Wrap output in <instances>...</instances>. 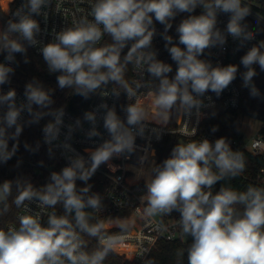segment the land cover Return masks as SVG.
<instances>
[{
  "label": "clouds",
  "instance_id": "9594fccd",
  "mask_svg": "<svg viewBox=\"0 0 264 264\" xmlns=\"http://www.w3.org/2000/svg\"><path fill=\"white\" fill-rule=\"evenodd\" d=\"M50 5L51 0H22L5 22L0 32V54L5 61L0 62V86L11 83L15 74L12 65L19 64L17 54L27 64L28 48L34 47L47 71L58 73L60 90L71 88L88 99L111 83L123 88L129 101L140 89L148 88L158 119L150 120L149 112L135 103L122 106L123 117L115 106L102 103L86 111L82 119L65 124V109L53 107L55 89L47 88L38 78L26 82L24 99L19 102L14 88L7 92L0 88V165L17 154L24 128L39 124L45 117H50L42 128L47 155L54 158L59 149L68 161L60 171H52L40 187L22 176L0 183V205L5 213L13 187L17 192L13 203L18 208L25 201L35 202L37 207L60 204L63 208L61 215L49 214L46 225L39 216L29 213L19 216L18 228L0 230V264H103L123 236L108 235L100 221L89 222L91 215L85 209L102 206V197L92 191L89 180L101 165L117 169L114 159H131L140 148L138 137L148 143L160 140L163 131L158 126L166 123L171 112L199 118L202 109L212 107L205 103L206 94L212 92L219 97L236 80L240 65L244 68L239 72L242 87L249 90L250 97L264 99L254 82L257 66L264 72V40L248 48L240 65H213L201 57L206 52L211 55L214 48L224 51L228 37L238 42V48L256 39L259 31L254 32L246 23L251 10L242 0H95L89 13L91 20L85 16L43 43L39 39L43 30L36 17L45 15L44 9ZM197 8L201 9L198 15L194 14ZM221 13L229 16L223 30L217 26ZM181 14L187 15L176 25L174 38L169 30ZM156 23L163 25L160 35L176 65L174 75H169L172 64L158 59L153 47ZM105 34L111 43L97 47ZM129 64L146 72L151 84L134 82V87L129 86L124 79ZM120 94L112 92L117 98ZM100 120L106 139L98 128ZM85 122L89 125L86 139L100 138L94 148L85 149L87 157L71 143L75 133L84 132ZM217 130V126L211 129L213 133ZM23 147L36 153L41 142L33 146L25 141ZM152 152L155 155L154 149ZM21 163L17 160L16 167ZM140 164L145 161L141 159ZM244 168L243 154L233 150L226 137L180 141L163 161L146 171L139 169L138 174L144 178V192L139 197L146 205L143 216L179 213L182 232L191 237L188 264H264V187L249 185L245 191H236L221 186L215 194L211 191ZM77 181L84 186L78 187ZM115 225L121 231L128 229L126 222L117 220ZM80 233L97 239L96 250H83Z\"/></svg>",
  "mask_w": 264,
  "mask_h": 264
},
{
  "label": "built area",
  "instance_id": "2783aa9c",
  "mask_svg": "<svg viewBox=\"0 0 264 264\" xmlns=\"http://www.w3.org/2000/svg\"><path fill=\"white\" fill-rule=\"evenodd\" d=\"M21 2L22 0L16 1L10 14L17 9ZM94 3L95 0H51L50 7L44 9L45 15L36 17L43 30L39 39H41L43 43H48L53 39L55 32L65 27H72L81 18L87 16L88 19L91 20L92 17L89 13ZM242 4L248 6L251 10V15L246 18V23H248L250 29L254 32H257V30L259 31L256 35V39L249 42L245 47L238 48V42L228 37L224 51L214 48L211 50V55H208L206 52L205 55L201 57L202 59H209L213 65H240V59L248 48L258 41L264 40V0H242ZM200 12L201 9L197 8L194 14L198 15ZM228 19L229 16L227 14H219L217 26L223 30L226 27ZM155 26L157 35L153 39V47L158 52L157 58L172 64L173 72L169 75H174L176 65L171 60L165 48V41L160 35V33L163 32V25L156 23ZM175 28L176 25L169 30V34L177 38ZM104 37L105 35L97 47L102 43ZM181 47L183 46L181 45ZM31 48L37 54H40L37 48ZM1 62H5L4 59ZM12 66L14 68L16 67L15 64ZM243 71L244 68L240 65L239 72ZM239 72L236 80H234L219 97L212 92L206 94L204 98L205 103L211 104L212 107L202 109V115L199 118L195 115L189 118L176 111L171 112L166 123L158 126L162 128L163 131L160 140L157 141L152 139L151 143H148V141L138 137L136 143L140 148L131 159H114L112 163L118 166L117 169H110L107 165H101L94 174L99 181V185L93 188L92 191L99 193L102 197V206L94 210L95 215L97 219L104 220L103 225L108 235L123 236V240L115 246L113 251L120 255L126 264H148V260L160 240L179 241L187 248L191 243V237L182 232L178 212L173 211L171 214H160L150 218H145L143 216V209L146 205L140 202L139 197L144 192V178L138 175L136 168L141 165V159L145 162L151 160V165L160 162L159 150L166 137L177 135L179 136V142L183 140L184 143L200 142L205 138L210 141H215L222 136L218 130L214 133L211 131L212 127L207 119L214 111L222 109L227 111L229 116L235 120L237 134L232 136L226 133L224 136L230 141L232 149L238 150L241 153L246 152L254 156L264 157V136L260 134L264 122L251 114H245L239 111L242 100V80ZM134 82H143L150 85L151 78L148 77L146 72L138 70L132 65V80L129 86L134 87ZM256 86L258 87L257 84ZM0 88H2L3 92H7L10 88H14L17 92L18 102L24 99L23 92L15 86L5 84L0 86ZM113 91L120 92V96L117 98L112 95ZM123 91L124 89L122 88H102L97 97L90 103L88 111L96 109L97 106L102 103H107L109 107L115 106L117 113L123 117L124 112L122 111V106H126L128 103H135L144 107L149 112L150 120L158 119L154 101L148 88L140 89L137 92V96L129 101ZM261 94L264 96L263 92H261ZM208 97L211 99L209 100ZM65 113V124L74 122L77 118H83V115H77L67 109H65ZM102 114L101 110V115ZM25 118H27V114H25ZM102 123V120H100L98 128L102 132L103 138L106 139L108 137L102 127ZM258 123L260 127L256 128ZM65 130H62V140L64 138L63 131ZM88 130L89 125L85 122L84 132L75 133L71 141L76 151L85 157L88 155L85 149H92L100 142V138H94L93 140L86 139L84 133ZM153 149L155 150V155H153ZM56 154L61 165L59 168L51 167L46 170V182L52 171H60L68 163L61 150L58 149ZM151 165L147 164V167L144 168L145 171ZM262 172H264V169ZM259 181L264 185V178H261V175H259ZM212 190L213 188L211 191ZM140 209L142 211L138 214L137 212ZM128 211L131 212L126 215ZM29 213L39 216L41 223L46 225L49 214L56 213V211L53 207H37L35 202L30 203L25 201V204L20 207L16 214V220L8 224L7 230L9 228H18L19 216ZM117 220L128 224L127 231H121V229L115 225V221Z\"/></svg>",
  "mask_w": 264,
  "mask_h": 264
},
{
  "label": "trees",
  "instance_id": "16d2710c",
  "mask_svg": "<svg viewBox=\"0 0 264 264\" xmlns=\"http://www.w3.org/2000/svg\"><path fill=\"white\" fill-rule=\"evenodd\" d=\"M17 0H0V32L3 31L5 22L9 19V14L14 7ZM187 14L178 15L173 26L177 25L184 16ZM111 43V38L105 34L102 43L99 46ZM98 46V47H99ZM125 52L127 49L124 50ZM28 57L30 62L25 64L23 62V56L17 54L16 59L19 62L18 66L15 67V74L12 76L11 83L7 85H12L24 92V87L26 82L31 80L33 77L38 78L44 83L47 88L55 89L53 99L55 104L53 107H63L77 115H83L88 111L90 103L97 97L99 91L102 88H120L115 84H109L102 86L96 90V94L91 95L88 99L80 95H76L74 89L68 88L65 90H60L57 87L56 76L58 73L50 74L47 71V66L45 65L42 55L37 54L31 47L28 48ZM123 57V54H122ZM258 75L254 77V81L259 87V90L264 93V72L260 71L259 67L256 68ZM124 79L130 85L132 80V65L129 64L124 74ZM123 89V88H122ZM239 111L245 114H251L257 119L264 122V99L262 98H252L249 95V90L242 87V100ZM176 114V113H175ZM174 114V115H175ZM50 117H45L37 125L26 126L20 137V147L17 154L7 162V164L0 165V183L4 180H12L17 176H22L26 179H30L35 187L43 186L46 183V170L49 168H59L61 165L57 154L54 158H49L47 155V146L43 144V133L42 128L45 123L48 122ZM208 123L213 126L218 127V131L222 137L226 133L235 136L237 130L235 127V120L229 116L227 111L218 109L214 111L210 117L207 119ZM260 134L264 136V124L260 130ZM35 146L37 141L41 142V147L38 152L30 153L26 151L23 147L24 142ZM179 142V136L171 135L166 137L164 143L162 144L159 154L160 162L167 158L174 147ZM13 142H9V146ZM245 160L244 170L236 177L226 178L220 183L213 186V194L221 187H231L236 191H245L249 185L264 187L259 181V175L264 178V157L254 156L249 153H242ZM17 160H22L19 167H16ZM42 162V163H41ZM151 160L148 165H151ZM140 166L136 168L139 172ZM139 175V174H138ZM92 184V189L99 185L97 177L93 176L89 182ZM78 187H83L84 183L82 181H77ZM17 195L15 187H13L12 195L8 198L9 210L5 213L2 211V205H0V230L7 231V226L9 223L16 220V214L20 207H16L13 203L15 196ZM57 215L63 214L62 205L57 204L53 207ZM86 212L90 213L91 219L90 223H96L100 221L103 223L104 220L97 219L93 209H85ZM128 211L126 215L130 214ZM139 210L137 213L139 214ZM136 213V214H137ZM135 217V216H134ZM107 232V231H106ZM83 240L84 251L91 253L98 247V241L94 237H90L84 233H80ZM151 264H188L187 261V247H185L179 241H167L160 240L156 248L153 250L148 262ZM103 264H126L123 258L115 253L113 250L109 252Z\"/></svg>",
  "mask_w": 264,
  "mask_h": 264
},
{
  "label": "rangeland",
  "instance_id": "374dc122",
  "mask_svg": "<svg viewBox=\"0 0 264 264\" xmlns=\"http://www.w3.org/2000/svg\"><path fill=\"white\" fill-rule=\"evenodd\" d=\"M4 59V54H0V62ZM260 127V124L258 123L256 125V128ZM157 215H160V214H157Z\"/></svg>",
  "mask_w": 264,
  "mask_h": 264
},
{
  "label": "bare ground",
  "instance_id": "6f19581e",
  "mask_svg": "<svg viewBox=\"0 0 264 264\" xmlns=\"http://www.w3.org/2000/svg\"><path fill=\"white\" fill-rule=\"evenodd\" d=\"M148 162H149V161L145 162L144 165H140V168H141V167H143V168L147 167ZM140 211H142V210L140 209Z\"/></svg>",
  "mask_w": 264,
  "mask_h": 264
},
{
  "label": "water",
  "instance_id": "95a60500",
  "mask_svg": "<svg viewBox=\"0 0 264 264\" xmlns=\"http://www.w3.org/2000/svg\"><path fill=\"white\" fill-rule=\"evenodd\" d=\"M180 141H183V140H180ZM184 142V141H183Z\"/></svg>",
  "mask_w": 264,
  "mask_h": 264
}]
</instances>
